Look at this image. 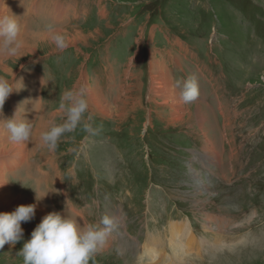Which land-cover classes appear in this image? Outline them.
Listing matches in <instances>:
<instances>
[{
    "label": "rangeland",
    "instance_id": "374dc122",
    "mask_svg": "<svg viewBox=\"0 0 264 264\" xmlns=\"http://www.w3.org/2000/svg\"><path fill=\"white\" fill-rule=\"evenodd\" d=\"M45 1L26 0L28 11H19L34 27L27 33H47L64 18L47 15L53 5ZM57 1L78 14L79 28L66 29L82 32L68 33L79 60L55 55L36 64L35 79L30 62L54 48L0 55V77L25 66L17 80L36 84L41 75L45 82L37 117L25 114L33 133L22 156L0 132V189L12 194L0 193V211L43 199L46 212L77 218L85 228L114 218L116 231L90 264H264V0ZM152 64L167 77L157 67L153 83ZM94 69L108 78L99 89L104 99L89 103L86 114L96 134L78 126L49 151L33 135L63 123L60 96ZM193 74L200 95L186 104L174 85ZM23 86L5 102V117L36 100V89L27 99ZM41 220L21 224L23 239L0 249V264H23L18 253ZM180 223L185 229L174 238L169 227Z\"/></svg>",
    "mask_w": 264,
    "mask_h": 264
},
{
    "label": "clouds",
    "instance_id": "9594fccd",
    "mask_svg": "<svg viewBox=\"0 0 264 264\" xmlns=\"http://www.w3.org/2000/svg\"><path fill=\"white\" fill-rule=\"evenodd\" d=\"M2 2L7 8L4 0ZM22 28L18 17L11 14L9 9L8 14L0 15V55L7 58L24 57L20 55L24 47ZM47 31L57 50L62 52L67 49L69 45L65 36L54 25H47ZM174 86L179 89L180 99L186 104L196 101L200 95L195 74L176 80ZM23 87L22 80L15 79L13 72L11 79L0 77V130L5 131L9 141L15 144L31 139L33 122L25 118L26 105L20 108L23 102L11 117L4 116L3 106L11 94L19 92ZM88 108L84 87L65 90L59 102V109L64 112L65 119L60 124L52 123L40 134L42 145L54 152L64 135L74 132L78 126H82L87 133L96 134V130L87 122L91 119L86 115ZM18 112L22 114L18 116ZM35 209L36 204H29L17 206L11 213L0 212V249L6 244L14 246L23 239L21 224L34 218ZM117 227L115 219L108 215L102 216L99 224L85 228L77 218L50 212L31 232L30 239L23 244L18 255L23 258V264H90L94 256L106 246Z\"/></svg>",
    "mask_w": 264,
    "mask_h": 264
},
{
    "label": "crops",
    "instance_id": "0c3cea01",
    "mask_svg": "<svg viewBox=\"0 0 264 264\" xmlns=\"http://www.w3.org/2000/svg\"><path fill=\"white\" fill-rule=\"evenodd\" d=\"M40 1H42V0H36V2H40ZM46 1H48L49 3H51L50 5H53V6H50L51 7V9H50V11H47V15H51L52 17H55V19L57 18H60V17H64L63 19H59V23L57 24V26H58V28H56V30H58V31H62V30H64V29H66V28H70V27H72V28H79V27H77V26H74V21L75 20H77V18H78V14H77V12H76V10H75V7L74 6H70V7H68V8H62L60 5H64L63 3H59V1H57L56 2V0H46ZM45 1V2H46ZM4 2H5V6L9 9V8H12V7H15L16 6V10H17V13H15L16 11H14V13H15V15H16V17H18V19L20 20V17H21V14H19V11H22L23 13H24V15H25V13L28 11V7H26V9L24 10V7L27 5V3H26V0H4ZM44 2V3H45ZM14 3V4H13ZM7 8H5L4 7V5H3V2H2V0H0V15H3V14H8V9ZM34 8L35 9H37V5H34ZM35 9H33L34 11H35ZM19 10V11H18ZM10 11V10H9ZM10 12H12V11H10ZM22 12H20V13H22ZM30 12L32 13V11L30 10ZM49 12V13H48ZM101 13H103V12H101ZM103 17H104V15H103ZM50 20H51V18H50ZM20 22H21V24H22V26H23V28H22V33H24V34H28L25 30H26V28L27 27H30V28H28V29H33L34 27H32V24L28 21V23L26 22V20H20ZM53 22H51L50 24H52ZM70 24V25H69ZM39 30H43V28H42V25L40 24L39 25V28H38ZM25 31V32H24ZM123 32V31H122ZM21 33V36H23L24 34H22ZM43 34V35H42ZM42 34H40V33H34V34H28L29 36H34V35H40V36H46V35H49V33L47 32V33H42ZM28 36V37H29ZM22 38V37H21ZM149 39H151V38H148V40ZM84 40V42H86L85 40V38L84 39H82V41ZM74 45V44H73ZM116 45H118V44H116ZM73 47V46H72ZM23 49H26V50H28L27 51V53H29L30 52V48L29 47H23ZM183 50H184V46H183ZM182 50V51H183ZM185 50H187V46H185ZM49 55H46V56H41V57H36L35 59H34V61H36L35 62V64H34V62H30V66L31 67H33L34 68V73H31L32 75H33V77L35 78V79H37L36 78V71H40V70H38V68H37V66H36V64H40V65H42V64H45V63H49L52 59H53V57L55 56V55H57V56H62V55H65V54H67V56L68 57H70L71 59H72V57L71 56H74L76 59H78L79 60V57L76 55V53L75 52H73L72 51V49H71V46H69L67 49H65L64 51H56V52H53V53H48ZM85 56L86 55H82V59H83V61L84 62H87V61H89L90 60V58L89 59H87V58H85ZM87 57V56H86ZM88 57H91V55L90 56H88ZM1 58H3L4 59V56H1ZM0 58V59H1ZM71 62H72V60H71ZM89 63H91V61H89ZM101 63H103L102 61H101ZM104 64V63H103ZM153 65V64H152ZM84 66H85V64H84ZM162 66V65H161ZM86 67V66H85ZM153 66H151V69H152V73H153V76H154V78L156 77L157 78V76L155 75V70H153L154 69V67L152 68ZM163 67V66H162ZM159 68V67H158ZM100 69H101V65H100ZM23 70H25V66L23 67H21V69H20V71L18 72V71H16L13 75L15 76V79H17V77L21 74V72L23 71ZM159 70H160V72H161V69L159 68ZM163 70H164V72H166V70H165V68L163 67ZM0 71H1V69H0ZM98 71V69H94L93 70V73H91V75L90 74H88V73H85V72H82V77H81V79H80V84L82 83V87H84L85 88V90H86V97H87V99H88V102L90 103H92V104H94V101H96V100H98L99 99V101H101L102 99H104V92H99V89H100V84H102V82L103 81H108V78H106V74H105V72H103L102 74L101 73H99L101 76H102V78H99L98 76H96V72ZM18 72V73H17ZM17 73V74H16ZM167 73V72H166ZM16 74V75H15ZM168 75V74H167ZM169 77V76H168ZM12 78V77H11ZM10 78V79H11ZM155 78V79H156ZM21 79H23V77L21 78ZM21 79H19V80H21ZM154 79V80H155ZM24 80V79H23ZM42 84V85H44L45 84V82L42 80V77H41V75L39 76V78H38V83H36V84H33V85H37L38 87H37V98H36V105H35V102H32L31 104L32 105H30V104H28V105H26V112L28 113L29 112V109H31V113H30V115L32 114V112H33V110H34V107H35V109L37 108V101H38V99L39 98H42V88H40L39 87V85H41L40 83ZM22 83H23V85H25V84H27L25 81H22ZM31 83V82H30ZM96 86V91L99 93V98L96 96V98L97 99H95V97L93 96V94L95 93V91H94V88H93V86ZM87 89L89 90V97H88V92H87ZM20 95L22 94V91H20V92H18ZM148 95H147V99L149 98V96H150V90H149V92L147 93ZM102 96V98H101V96ZM9 98H10V96H9ZM33 101H35V99H33ZM162 101V100H161ZM14 103H16V101L15 100H9V104H10V106L12 105V104H14ZM20 103V102H19ZM24 106V105H23ZM33 106V107H32ZM20 108H22V106H20ZM37 113L35 114V115H31V117H30V119L32 118V116L34 117V116H36L37 117ZM160 115H162V111H161V113H160ZM166 114H163L161 117H164ZM1 118V117H0ZM170 118H171V116H170ZM30 119H29V121H30ZM40 141H41V139H40ZM32 146H34L33 144H32ZM23 155V154H22ZM19 156H21V155H19Z\"/></svg>",
    "mask_w": 264,
    "mask_h": 264
},
{
    "label": "bare ground",
    "instance_id": "6f19581e",
    "mask_svg": "<svg viewBox=\"0 0 264 264\" xmlns=\"http://www.w3.org/2000/svg\"><path fill=\"white\" fill-rule=\"evenodd\" d=\"M14 4V3H13ZM16 7V6H15ZM15 7H12V9H11V14H13L14 16H16L15 15V13H17V10H16V8ZM14 11H16L15 13H14ZM19 11V10H18ZM18 14V13H17ZM58 31V30H57ZM80 30H78V29H65V30H63V31H58V32H60L62 35H64L65 36V38H66V40H67V42H68V44H70V45H72V41H75V37H74V35L73 36H69L68 35V33H71V32H74L75 33V36H78V35H80V34H82V32H79ZM22 33V32H21ZM22 34H24V33H22ZM29 34V33H28ZM70 37H73L74 39L73 40H71V38ZM23 41H24V46L25 47H29L30 48V50H32L33 51V55H36V53H37V51H36V46L38 45V47L39 46H43L44 44H48V47H52V48H54V50H52V51H56L57 50V48L55 47V45H54V43L51 41V36H50V34L48 35V36H46V37H40V36H38V35H34V36H29V37H25V38H21ZM73 46V45H72ZM51 48V49H52ZM39 49V48H38ZM45 49V48H44ZM48 50V49H47ZM52 51H50V52H52ZM49 52V53H50ZM19 57V56H18ZM36 58V57H35ZM32 59H34V58H32ZM153 67H154V69L153 70H155V75L157 76V78L155 79V80H153V83H155V81L159 78L158 77V75H157V72H156V69H157V67H159L160 69H161V65L159 64V65H152ZM152 67V68H153ZM4 68V67H3ZM159 75L160 76H162V74H161V72L159 73ZM164 76H166L167 77V74H166V72H164ZM28 82V81H27ZM159 83H161V82H159ZM163 83V82H162ZM161 83V84H162ZM26 85V91H28V96H27V99L29 98V96H30V92H32V91H34V89H36V93H37V85L35 86V85H33L32 83H30L29 82V84H25ZM33 85V86H32ZM155 85V84H154ZM160 88H162V87H160ZM164 88V87H163ZM166 90V89H165ZM174 91V90H173ZM87 94H88V97H89V90L87 89ZM175 92V91H174ZM25 93V92H24ZM172 94H174L175 95V93H172ZM25 96V95H24ZM168 96V95H167ZM169 96H170V94H169ZM168 96V97H169ZM96 98V97H95ZM177 98V97H176ZM174 100V99H173ZM179 100H180V98H179ZM25 101V100H24ZM182 101V100H181ZM26 102V101H25ZM91 103V102H90ZM95 103V102H94ZM183 103V102H182ZM22 105V104H21ZM20 105V106H21ZM30 105H32V104H30ZM99 106V105H98ZM33 107V106H32ZM105 111V110H104ZM110 117V116H109ZM205 118V117H204ZM41 119H43V114L41 115ZM205 123V122H204ZM39 126H41V125H39ZM38 130V129H37ZM0 132H2L5 136H6V138H4V140H1V141H3V142H5V140L7 139V140H9L8 139V134L5 132V131H3V130H0ZM40 133H41V131L39 130V131H36L35 132V134L33 135V139H35L36 138V136H38L39 138H40ZM7 142V141H6ZM33 143V142H32ZM7 145H8V147H9V149L12 151H16V150H19L18 151V153H16V154H18V155H21L22 156V154H23V152H24V143L22 142V143H19V144H15V143H11L10 141H8L7 142ZM1 148V147H0ZM2 149H3V151L5 152V145H4V147H2ZM3 151H0V153H2ZM4 175L5 174H3V173H1L0 172V187L1 188H3V185H5V183H4V181L2 182V176L4 177ZM32 179H34V178H32ZM8 189V188H7ZM2 192H5V193H7L10 197L12 196V194L11 193H9L10 191L9 190H7V191H4L3 189L1 190L0 189V193H2ZM43 192V191H42ZM11 194V195H10ZM3 196H6V194L4 195V194H0V197H3ZM41 197V196H40ZM1 199V198H0ZM10 199V198H9ZM2 200V199H1ZM42 201H36V199H33V201H32V199L29 201V202H27L26 204H24V205H29V204H36V209H35V215H36V217L37 218H43L44 216H46L48 213H50L51 211L50 210H48L47 212H46V209H49V208H47V205L45 204V201L43 200V199H41ZM7 202V201H6ZM14 202V201H13ZM12 205H13V203H12ZM1 212V211H0ZM183 228V229H185V225L184 224H182V223H180L179 225L178 224H172L170 227H169V230H170V234L175 238V237H179L180 236V233H177L176 232V229H178V228ZM184 234V233H183ZM173 241H175L174 239H173ZM183 241V240H182ZM192 242H193V240H192ZM174 246V245H173ZM191 246V245H190ZM189 249V248H188ZM176 253H178L177 251H176ZM175 253V254H176ZM180 256L182 255V254H179ZM179 255H176V256H179Z\"/></svg>",
    "mask_w": 264,
    "mask_h": 264
}]
</instances>
